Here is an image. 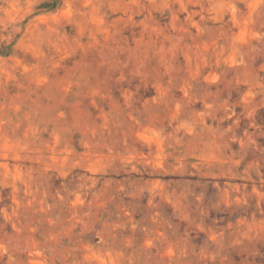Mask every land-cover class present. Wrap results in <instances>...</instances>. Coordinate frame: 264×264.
Returning <instances> with one entry per match:
<instances>
[{
  "label": "rangeland",
  "instance_id": "rangeland-1",
  "mask_svg": "<svg viewBox=\"0 0 264 264\" xmlns=\"http://www.w3.org/2000/svg\"><path fill=\"white\" fill-rule=\"evenodd\" d=\"M0 264H264V0H0Z\"/></svg>",
  "mask_w": 264,
  "mask_h": 264
}]
</instances>
